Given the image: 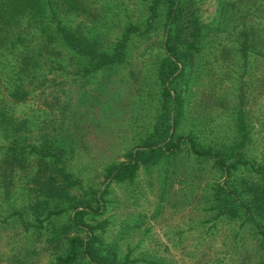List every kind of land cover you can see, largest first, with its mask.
Listing matches in <instances>:
<instances>
[{
    "label": "rangeland",
    "instance_id": "obj_1",
    "mask_svg": "<svg viewBox=\"0 0 264 264\" xmlns=\"http://www.w3.org/2000/svg\"><path fill=\"white\" fill-rule=\"evenodd\" d=\"M82 1L90 15L70 16L73 26L109 51L153 3ZM189 3L202 34L179 83V147L124 181L109 170L131 159L163 112L165 42L177 26L167 0L154 27L131 36L126 60L96 72L59 37L48 0L17 17L0 46V264H57L72 237H88L71 223L77 205L93 207L99 264H264V173L244 165L264 167V0ZM45 141L64 149L81 181L67 197L47 193L52 169L38 176L29 151ZM72 264L92 263L81 249Z\"/></svg>",
    "mask_w": 264,
    "mask_h": 264
},
{
    "label": "trees",
    "instance_id": "obj_2",
    "mask_svg": "<svg viewBox=\"0 0 264 264\" xmlns=\"http://www.w3.org/2000/svg\"><path fill=\"white\" fill-rule=\"evenodd\" d=\"M65 0H48L52 22L55 24L59 37L66 46L78 56L85 58L88 62L89 72H96L107 67H113L124 62L127 58V47L133 34L144 31L147 33L154 27L159 16L158 9L161 0H153L149 7V15L144 23H130L122 33L121 38L115 43L111 51L106 50L103 44L91 40L87 35L79 32V27L75 28L70 16L85 14L90 15V11L82 0H67V7L63 5ZM193 0H167L168 24L177 23L176 31H169L168 39L165 42L167 60L161 68L160 77L163 79V112L159 117V124L155 127V132L145 139L141 148L135 154H131L129 161L123 162L109 170L110 176L118 181L131 180L136 175L140 163H157L165 155H169L173 149L179 147L175 140V132L181 119V111L184 108L183 92L179 83L181 78L186 77V68L194 59V54L199 50L198 42L202 34L197 12L190 5ZM39 0H0V46H5L11 41L10 34L19 23L17 17L32 9ZM81 7V8H80ZM78 8V9H77ZM87 10L89 11H83ZM95 12V10H94ZM92 15V14H91ZM97 17L92 15L91 22ZM246 53H244V57ZM247 58V57H245ZM244 127V124L242 123ZM175 129V130H174ZM15 156L23 155L25 148L16 146L12 148ZM196 154L201 152L194 147ZM31 154L39 155L40 172L38 176H44L49 169H52L56 176H49L46 180V189L52 197L68 196V190L81 183L80 179L68 169L65 159V151L51 141H45L40 146L32 145L29 151ZM244 165L252 170L264 173L261 164L256 165L251 162H244ZM103 195L97 196L94 201L97 204L95 212L103 213ZM90 206L77 205L71 217V223L77 229L88 232L87 238L72 237L70 239V249L68 253L57 257V264H72L78 260L80 250L91 261L92 264H99L94 242L95 236L91 233L95 229L86 221V215L91 211ZM60 213V210L57 211ZM123 264V263H121Z\"/></svg>",
    "mask_w": 264,
    "mask_h": 264
}]
</instances>
